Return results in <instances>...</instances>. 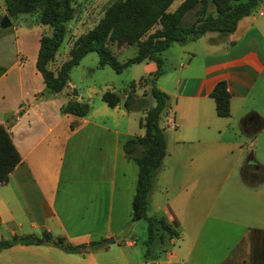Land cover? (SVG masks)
Wrapping results in <instances>:
<instances>
[{"label": "crops", "instance_id": "0c3cea01", "mask_svg": "<svg viewBox=\"0 0 264 264\" xmlns=\"http://www.w3.org/2000/svg\"><path fill=\"white\" fill-rule=\"evenodd\" d=\"M261 4L264 7V1ZM95 12L93 5L86 19H75L74 13L72 20L79 28L94 22ZM0 15H6L2 0ZM10 22L12 26L0 34V126L9 133L21 162L0 185V243L47 233L53 240L61 238L82 249L87 246L89 252L65 253L52 240L39 239L51 245L14 243L0 249V264H134L119 247V225L113 224L124 211L131 212L137 180V175L127 179L124 165L130 160L124 153L119 157L122 144L144 133L120 134L95 117L61 114V107L74 96L66 87L56 95L46 93L36 69L39 41L43 35L50 36L51 29L40 25L36 17ZM203 38L206 42L195 46ZM175 44L166 50H172L168 52L173 59L156 81V87L169 97L161 127L171 120L175 124L174 129L168 128L174 135L165 137L166 146L169 139L174 149V155H168L173 161L163 171L162 188L155 181L149 195L151 201L153 192H159L162 200L156 201L153 216L165 218L180 236L177 242L170 241L169 251L155 264H202L199 255L206 249L198 248V243L203 235L212 234L214 222L225 223L230 233L237 234L225 256L228 264H259L264 244L251 242L249 236L251 231H264V164L256 157L264 153L260 143L264 127L257 129L258 119L264 121V10L262 16L241 19L227 37L207 33ZM126 47L119 46V54ZM138 65L141 78L157 70L151 61ZM162 77L163 85L158 86ZM220 81L230 94L228 118L216 116L210 98ZM148 89L140 87L142 93L137 96ZM76 98L81 103L80 96ZM139 112L145 117V111ZM229 156L234 158L230 178L207 180L217 162ZM249 165L261 169V175L246 177ZM237 171L240 179H236ZM223 200L232 205L227 217L213 212ZM107 239L114 244L90 248L91 243ZM123 246L133 249L134 242Z\"/></svg>", "mask_w": 264, "mask_h": 264}, {"label": "trees", "instance_id": "16d2710c", "mask_svg": "<svg viewBox=\"0 0 264 264\" xmlns=\"http://www.w3.org/2000/svg\"><path fill=\"white\" fill-rule=\"evenodd\" d=\"M174 1H113L105 9L97 24L74 41L68 59L54 73L49 69V64L54 60L64 39L67 22L74 17L72 0H2L10 20L16 21L24 15L35 16L40 25L52 29L50 36L41 37L36 60V69L43 78L46 93L50 95L59 94L67 87L71 69L78 66L89 53L97 54L98 67L109 66L117 74L145 61L156 64L157 70L149 77L129 84L122 101V107L128 113L146 112L143 121L140 122L144 135L129 138L122 144L125 158L133 161L138 169L135 192L131 201V222L144 220L146 224V240L142 248L144 264L158 262L169 251L170 241L177 240L180 236L179 229L165 218L147 215L148 198L154 178L166 155V141L161 121L166 114L169 97L156 87V81L164 74L162 54L175 43L195 41L207 33H217L221 37L231 35L238 22L252 15L264 0H184L171 12L169 8ZM193 10L195 18L192 23L182 26L183 18ZM155 27L157 29L153 30ZM110 44L135 46L137 53L133 58L120 63L110 50ZM142 86L149 87L148 93L146 91L143 95L137 96L136 90ZM72 95L76 97L75 91ZM147 96L154 101L153 107L150 106ZM210 98L214 102L216 116L228 118L230 94L224 81L214 86ZM101 100L111 109L121 103L120 97L111 92L103 93ZM89 110L88 104L69 100L61 107V114L83 118ZM251 116L257 117L254 114ZM258 122L257 129L260 130L264 127V121L258 119ZM242 123H245V119ZM20 162L21 158L9 133L0 126V185L8 181L9 175ZM249 238L251 242L259 240L264 244V231H251ZM39 239L52 240V245L65 253L77 254L82 249L81 246L65 243L61 238L53 240L47 233H43L40 238L15 237L10 242L0 243V249L8 248L14 243L39 244ZM102 243L103 241L91 243L90 248L95 250L102 247ZM259 264H264V252L259 257Z\"/></svg>", "mask_w": 264, "mask_h": 264}, {"label": "rangeland", "instance_id": "374dc122", "mask_svg": "<svg viewBox=\"0 0 264 264\" xmlns=\"http://www.w3.org/2000/svg\"><path fill=\"white\" fill-rule=\"evenodd\" d=\"M115 0H72V7L75 9V19L78 17H82L86 19L87 11L93 5L96 6V12L94 16V22L84 23L79 28L76 26V20H71L66 24V34L64 39L55 55L54 60L49 64V69L56 73L60 68L61 64L68 59V53L70 48L72 47L74 40L80 35L84 34L88 30H91L95 23L102 17L103 10ZM182 0H175L173 4L170 6V11L175 10L177 6L180 4ZM262 4L258 6V8L254 11L250 17H258V13L263 11ZM210 11L212 8H209ZM194 10L191 11L186 18H184V22L182 26H187L190 22H192L195 18ZM34 19V16H20L19 19ZM84 26V28H83ZM51 29L50 27H48ZM157 29L155 27L153 30ZM52 32V29H51ZM152 32V31H151ZM212 35V34H210ZM206 37H209L207 35ZM207 38H203L199 43H196L195 46H198L200 43H205ZM194 46V44H193ZM177 45H174L173 49H176ZM110 50L113 55L116 57L117 61L120 63L126 62L128 59L133 58L137 49L135 46H129L122 50L119 54V46L114 44L109 45ZM172 51V50H168ZM165 51L162 54L163 59V69L168 67L169 62L172 61L173 56L172 52ZM167 53H169L167 55ZM167 55V56H165ZM165 59V61H164ZM144 76L142 73L141 66L136 64L132 65L122 73H115L109 66H104L103 68L98 67V56L96 53L87 54L79 63L78 66L71 69L69 73V83L73 84L71 87L67 85V91L69 95H72L73 92L71 88H74L75 93L80 96L81 103H86L89 105L90 110L87 117H95L106 123L109 129H117L120 134L129 133L131 136H135L138 134H143L144 129L140 127V122L144 119V114L142 112H126L122 107V101L127 93L128 86L131 83H137L140 78ZM146 78V77H144ZM164 82V77L160 78L158 82V86H162ZM111 92L117 94L121 103L118 105L117 110H113L108 108L105 103L102 102L101 96L103 93ZM142 90L137 89L136 95L141 94ZM146 93V92H145ZM148 93V90H147ZM150 106L154 105V101L147 96ZM78 102V101H76ZM101 111L102 114L100 113ZM99 112V113H98ZM117 119V120H116ZM163 124L165 121L162 122ZM164 127V135L165 137H171L174 135L172 130H169L165 125ZM120 136V135H119ZM123 138V137H121ZM261 145L264 144V139L260 140ZM166 146V155L162 161V165L160 170L157 172L154 182L156 181V187L162 188L163 185V171L167 170L172 163V159L168 158V155H174V149L172 148L170 141L168 139ZM123 151H120L119 157L121 156ZM257 159L260 160L264 164V153L262 155H256ZM233 157H224L221 158L219 162L211 169L210 174L207 175L206 179H212L214 182H221L225 178H228L230 173V167L233 164ZM128 163V164H126ZM120 165L119 160V169H123L126 171L127 179H133V176L137 175V166L133 161H126L125 165ZM235 174V173H234ZM238 175V171L236 173V179H240ZM230 178V175H229ZM156 179V180H155ZM153 182V185H154ZM157 189V188H156ZM205 193V191H204ZM207 197V195L205 196ZM162 200L159 195V192L156 190L153 192L152 200L150 201V195L148 198V216H153V209L156 201ZM150 201V202H149ZM228 201V200H225ZM221 203L220 206H217L213 209L215 214H218L222 217H227L225 214H232L230 208L232 205L229 203ZM207 206V205H206ZM202 212L206 211L207 208L204 206L201 207ZM194 210V208H192ZM200 210V211H201ZM159 217L158 215H156ZM113 227H117L119 225V234H117L116 241L119 243V247L123 249V253L129 258L130 261L134 264L142 263V248L143 243L146 240V224L144 220L131 222V212L127 214L124 213L121 215L119 219L114 220ZM123 229V230H122ZM203 240L198 243V248H205L206 251L199 255L198 261L202 264H228L225 256L227 255V250L234 246V241L238 238L236 232L230 233L227 226L223 222H214L212 223V234L211 235H203ZM202 239V237H201ZM134 242L133 249H125L123 246L125 242ZM177 242V240H175ZM243 241H241L242 243ZM238 245V244H237ZM237 247V246H236ZM85 252V251H84ZM226 260V261H225Z\"/></svg>", "mask_w": 264, "mask_h": 264}, {"label": "water", "instance_id": "95a60500", "mask_svg": "<svg viewBox=\"0 0 264 264\" xmlns=\"http://www.w3.org/2000/svg\"><path fill=\"white\" fill-rule=\"evenodd\" d=\"M11 26H12V24H11L9 17L7 15H4L0 18V30H6V29L10 28ZM76 101H77L76 97H73L71 99V102H76ZM261 173H262L261 169L256 168L254 165H249L247 167V170L245 171L244 175L246 177H258L261 175ZM39 243L41 245H44V246H50L51 245L50 241H39ZM103 243H104V245H112V244H114V240L113 239H107ZM82 250L85 252H89V247H87V246L83 247Z\"/></svg>", "mask_w": 264, "mask_h": 264}, {"label": "built area", "instance_id": "2783aa9c", "mask_svg": "<svg viewBox=\"0 0 264 264\" xmlns=\"http://www.w3.org/2000/svg\"><path fill=\"white\" fill-rule=\"evenodd\" d=\"M263 9H264V7H263ZM258 15H259V16H262V15H263V11H260V12L258 13ZM167 127L170 128V129H174V128H175V124H174L173 120H171V121L167 124Z\"/></svg>", "mask_w": 264, "mask_h": 264}]
</instances>
